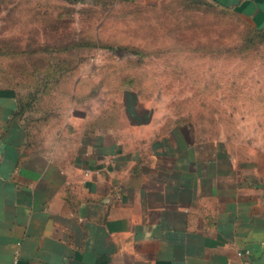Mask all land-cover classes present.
I'll use <instances>...</instances> for the list:
<instances>
[{
    "label": "crops",
    "instance_id": "obj_1",
    "mask_svg": "<svg viewBox=\"0 0 264 264\" xmlns=\"http://www.w3.org/2000/svg\"><path fill=\"white\" fill-rule=\"evenodd\" d=\"M208 1L264 32V0ZM20 110L0 88V264H264V148L75 115L48 134Z\"/></svg>",
    "mask_w": 264,
    "mask_h": 264
},
{
    "label": "rangeland",
    "instance_id": "obj_2",
    "mask_svg": "<svg viewBox=\"0 0 264 264\" xmlns=\"http://www.w3.org/2000/svg\"><path fill=\"white\" fill-rule=\"evenodd\" d=\"M0 88L43 133L75 115L264 148V32L208 0H0Z\"/></svg>",
    "mask_w": 264,
    "mask_h": 264
}]
</instances>
